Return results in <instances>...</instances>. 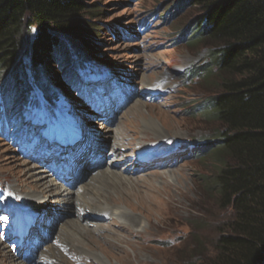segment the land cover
Instances as JSON below:
<instances>
[{"label":"rangeland","instance_id":"obj_1","mask_svg":"<svg viewBox=\"0 0 264 264\" xmlns=\"http://www.w3.org/2000/svg\"><path fill=\"white\" fill-rule=\"evenodd\" d=\"M86 1L89 8H97L95 13L85 15L87 23L97 30L88 34L77 27L66 34L69 38L66 42L71 43V48L62 59L65 71L72 70L71 52L78 50L79 43L94 49L93 60H98L102 69L107 70L105 74L122 78L132 90L118 110L110 112L108 117L97 115L93 118V110L76 94L80 85L71 88L63 80V88H51L53 103L69 106L66 110L77 114L84 131L92 135L93 144L82 156L88 165L76 178L77 182L71 184L70 190L73 195L83 192L89 176L104 169L120 175L125 179L122 185L127 186L126 181H129L135 185L136 192L120 190L121 198H118L113 188H104V195L108 196L107 200L127 208L126 218L139 217L143 224L141 227L129 224L132 233L127 235L120 218L96 215L83 221L74 214V201L71 204H66V200L51 202L46 209H39V217L47 212L52 218L46 226L49 236L41 237L43 245L31 253L32 259L22 261L25 264H48L49 261L43 262L46 258L50 264H62L48 258L51 252L59 254V250L70 253L67 259L84 256L64 244L58 235V223L72 224L74 221L83 227L86 224L85 228L96 238V247L103 246L101 250L107 259L106 264L208 262L215 255L216 238L222 229H226L232 210L220 206L211 186L219 165L208 155L201 158L197 155L198 151L207 150L206 146L210 144L206 142L207 138L221 129L219 123L208 116L209 111L199 109L217 91L216 81L207 82L198 72L192 76L186 73L189 69L209 64L215 47L179 38L186 26L197 19L198 9L189 6L185 0ZM27 49L25 44L20 52L23 71L27 68L24 64ZM5 71L0 66L1 87L6 85L3 83ZM28 79L26 77L25 84L31 86V94L24 84L11 86V92L5 93L15 105L17 101V108L24 101L19 91L29 92L28 98H43L42 91L33 85L31 77ZM112 85L117 86L114 82ZM190 107L195 109H188ZM63 115L67 117L64 111ZM26 118L21 109H16L0 119V194L6 193L9 201L17 199L20 205L24 202V193L35 189L31 188L37 182L35 180H39V184L42 181L31 174L36 173V177L43 174L38 170L32 172L41 166L29 162V158L21 154L23 145H19L20 139L38 137L37 130L44 128L43 124ZM60 124L58 121L56 127ZM112 149L116 151L113 154ZM150 149L158 153L144 162L139 160L142 156L137 158L145 151L150 154ZM33 150L35 148L30 154H34ZM152 158L153 165H149L148 160ZM155 158L159 159L157 163ZM56 183L64 185L61 181ZM3 203L0 199V218L4 216L1 212ZM82 240H86L85 236ZM0 242L4 244V251L9 253L8 243ZM87 242L92 245L91 241ZM11 263L0 252V264ZM81 264L99 262L85 258Z\"/></svg>","mask_w":264,"mask_h":264},{"label":"trees","instance_id":"obj_2","mask_svg":"<svg viewBox=\"0 0 264 264\" xmlns=\"http://www.w3.org/2000/svg\"><path fill=\"white\" fill-rule=\"evenodd\" d=\"M185 1L199 14L179 38L215 47L209 64L186 72H198L217 86L199 109L209 111L221 129L197 155H208L219 165L211 186L220 206L232 210L226 229L216 238L215 255L198 264H258L264 262V0ZM95 11L86 0H0L5 92L23 84L29 91L25 83L31 77L45 99L54 101L51 88H63V80L70 85L77 65L99 68L94 49L79 43L71 52L72 70L66 72L62 63L71 48L66 34L77 27L94 33L97 28L85 15ZM25 44L23 71L20 52Z\"/></svg>","mask_w":264,"mask_h":264},{"label":"bare ground","instance_id":"obj_3","mask_svg":"<svg viewBox=\"0 0 264 264\" xmlns=\"http://www.w3.org/2000/svg\"><path fill=\"white\" fill-rule=\"evenodd\" d=\"M113 149L111 150L112 154L116 152L113 151ZM143 166H146V164ZM34 170H38L39 172L43 173L38 177H36V173L31 174L34 175L36 179H41L42 181L39 184V180H35L37 182L35 184H32L31 186V188L35 189L24 193L23 204L16 207V210L12 212L15 220L27 218L26 220L30 221L32 220V218L29 214L41 212L39 211V209H46L51 202L60 203L66 200V204H71L73 201L75 202L76 210H74V214L78 219L80 218L83 221L84 219H88L89 217L96 215L112 217L115 216L117 218L122 219V227L126 229L127 235L132 233L129 230V224H131L132 227L142 226L143 219H140L139 217H132L133 219L126 218L125 215L128 213L127 208L121 205V203L118 204L116 202L119 201L118 199H113L116 202L113 203V201L107 200L108 196L104 195L106 194L103 191L104 188H106L107 190L109 188H113L116 192L115 195L118 198H121L119 196L120 190L125 192L130 190L133 193L136 192L135 185H133L131 182L126 181L127 186L122 185L125 181L122 176L113 174L111 171L105 169L100 171L99 173L91 174L88 178V183L86 184L87 187L84 188L85 193L83 191L81 193H78L77 195H73L70 190L71 185L65 187V185L56 183L50 176V173L48 172L46 167L41 166L38 169L34 168L32 172ZM81 215H85L86 217L82 218ZM58 226V235H60L62 242L66 245H69L70 247L72 246L73 249L78 250V252L84 254V256H81L79 258L67 259V255H70V253H68L66 250H59V254L57 252H51L48 258L55 259L56 262L60 261L62 264H67V260L69 261V264H81L85 258H89L91 259V261L94 262L98 261L99 264H106L107 259L101 250L103 246L96 247V238L91 233V231L85 228L86 224L83 227V224H78L74 221L72 222V224L64 223L62 221L58 223ZM84 236L86 238L85 241L82 240V237ZM86 241H91L92 245H90L89 242L86 243ZM108 244L112 246L111 243ZM0 252L4 253V255L12 262L11 264H25V262H23L18 255L12 253V251L9 250V253L5 252L4 244L2 242H0ZM62 256H64L66 259L62 258ZM47 261H49L48 264H50V260L46 258L43 262Z\"/></svg>","mask_w":264,"mask_h":264},{"label":"water","instance_id":"obj_4","mask_svg":"<svg viewBox=\"0 0 264 264\" xmlns=\"http://www.w3.org/2000/svg\"><path fill=\"white\" fill-rule=\"evenodd\" d=\"M262 263L264 264V262H261L260 264H262Z\"/></svg>","mask_w":264,"mask_h":264}]
</instances>
